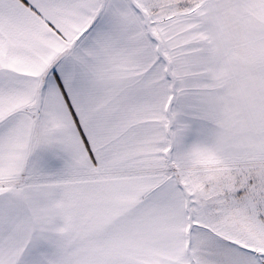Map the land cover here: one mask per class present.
Instances as JSON below:
<instances>
[{"label":"snow or ice","instance_id":"6c2138e0","mask_svg":"<svg viewBox=\"0 0 264 264\" xmlns=\"http://www.w3.org/2000/svg\"><path fill=\"white\" fill-rule=\"evenodd\" d=\"M0 264H264V0H0Z\"/></svg>","mask_w":264,"mask_h":264}]
</instances>
